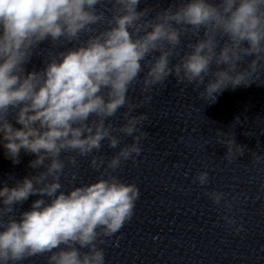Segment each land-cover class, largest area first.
Returning <instances> with one entry per match:
<instances>
[{
	"label": "clouds",
	"instance_id": "obj_1",
	"mask_svg": "<svg viewBox=\"0 0 264 264\" xmlns=\"http://www.w3.org/2000/svg\"><path fill=\"white\" fill-rule=\"evenodd\" d=\"M141 2L0 0V143L13 164L20 163L22 150L35 155L29 162L35 174L0 187V264L45 255L47 264H105L101 245L132 219L140 196L135 183L114 175L124 162L136 164L142 152L148 115L133 114L136 109L150 103L153 89L169 77L203 85L198 96L207 103L229 87L260 79L264 0H172L154 15L148 6L138 10ZM188 33L199 38L172 63ZM45 41L52 48L43 67L27 71ZM137 83L143 98L134 103L128 94ZM121 109L124 123L117 126L110 118ZM120 134L132 143L119 147ZM216 137L227 148L228 163L244 155L245 146L231 132L217 130ZM104 141L119 147L110 159L92 155ZM66 153L76 155L62 157ZM77 156H91L90 167L101 175L65 191L61 177L66 166L78 169ZM251 156L264 161L256 152ZM194 182L207 185L208 172H199ZM205 194L229 212L236 200L221 191ZM30 196L40 198L18 219L17 206ZM222 219L234 232L243 231L231 216Z\"/></svg>",
	"mask_w": 264,
	"mask_h": 264
}]
</instances>
